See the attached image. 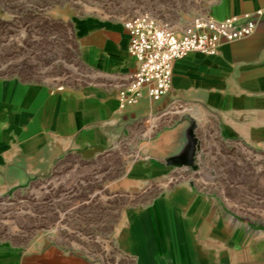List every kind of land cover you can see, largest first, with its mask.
<instances>
[{"label":"crops","instance_id":"1","mask_svg":"<svg viewBox=\"0 0 264 264\" xmlns=\"http://www.w3.org/2000/svg\"><path fill=\"white\" fill-rule=\"evenodd\" d=\"M262 11L256 32L219 54L192 53L174 64L173 86L153 103L146 90L120 109L136 70L123 24L78 23L84 62L95 80L78 88L0 79V191L28 186L69 155L96 157L138 142L129 184L164 182L146 205L126 211L122 250L136 264H264V227L228 213L170 174L193 157V126L215 118L223 136L264 143V0H221L215 20ZM0 264H97L56 245L21 249L0 241Z\"/></svg>","mask_w":264,"mask_h":264},{"label":"rangeland","instance_id":"2","mask_svg":"<svg viewBox=\"0 0 264 264\" xmlns=\"http://www.w3.org/2000/svg\"><path fill=\"white\" fill-rule=\"evenodd\" d=\"M221 0H0V79L78 88L96 78L84 62L78 23L123 24L149 14L174 30L213 13ZM193 157L170 174L234 217L264 227V143L222 135L215 118L193 126ZM138 142L96 157L69 155L28 186L0 191V241L21 249L60 246L97 264H136L123 252L126 211L144 206L164 182L129 184Z\"/></svg>","mask_w":264,"mask_h":264},{"label":"built area","instance_id":"3","mask_svg":"<svg viewBox=\"0 0 264 264\" xmlns=\"http://www.w3.org/2000/svg\"><path fill=\"white\" fill-rule=\"evenodd\" d=\"M262 11L225 20L210 15L195 18L181 31L149 14L124 22L130 37L129 53L136 59V70L119 94L120 109L135 106L144 90L153 102L161 101L172 89L174 64L192 53L216 56L222 44L252 36Z\"/></svg>","mask_w":264,"mask_h":264},{"label":"water","instance_id":"4","mask_svg":"<svg viewBox=\"0 0 264 264\" xmlns=\"http://www.w3.org/2000/svg\"><path fill=\"white\" fill-rule=\"evenodd\" d=\"M193 135V134H192ZM193 144H194V140H193ZM191 160V159H190Z\"/></svg>","mask_w":264,"mask_h":264}]
</instances>
